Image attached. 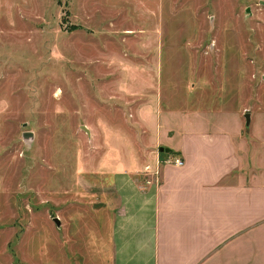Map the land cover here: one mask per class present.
Segmentation results:
<instances>
[{"label": "rangeland", "instance_id": "obj_1", "mask_svg": "<svg viewBox=\"0 0 264 264\" xmlns=\"http://www.w3.org/2000/svg\"><path fill=\"white\" fill-rule=\"evenodd\" d=\"M258 89L264 0H0V264H101L109 172L135 148L151 172L149 94L221 113Z\"/></svg>", "mask_w": 264, "mask_h": 264}, {"label": "crops", "instance_id": "obj_2", "mask_svg": "<svg viewBox=\"0 0 264 264\" xmlns=\"http://www.w3.org/2000/svg\"><path fill=\"white\" fill-rule=\"evenodd\" d=\"M142 104L151 172L142 179L136 148L109 172L115 200L106 236L94 237L101 264H264V91L237 112L197 101L166 110L154 94ZM170 156L183 164L163 163Z\"/></svg>", "mask_w": 264, "mask_h": 264}, {"label": "built area", "instance_id": "obj_3", "mask_svg": "<svg viewBox=\"0 0 264 264\" xmlns=\"http://www.w3.org/2000/svg\"><path fill=\"white\" fill-rule=\"evenodd\" d=\"M166 162L172 163L176 166H181L183 164V161L179 157L170 158ZM157 174H158V171H155L154 175H157Z\"/></svg>", "mask_w": 264, "mask_h": 264}, {"label": "water", "instance_id": "obj_4", "mask_svg": "<svg viewBox=\"0 0 264 264\" xmlns=\"http://www.w3.org/2000/svg\"><path fill=\"white\" fill-rule=\"evenodd\" d=\"M82 128L85 130V131H88V129L85 127V126H82ZM28 133H24V137H28ZM169 148H164V147H159V151H166V152H169ZM54 221L57 225H59V219L58 218H54Z\"/></svg>", "mask_w": 264, "mask_h": 264}]
</instances>
